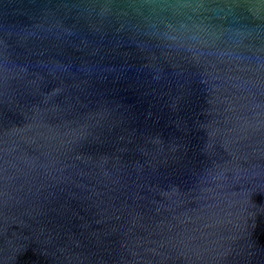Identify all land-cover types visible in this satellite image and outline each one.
Here are the masks:
<instances>
[{"label": "water", "instance_id": "95a60500", "mask_svg": "<svg viewBox=\"0 0 264 264\" xmlns=\"http://www.w3.org/2000/svg\"><path fill=\"white\" fill-rule=\"evenodd\" d=\"M0 264H264V0H0Z\"/></svg>", "mask_w": 264, "mask_h": 264}]
</instances>
